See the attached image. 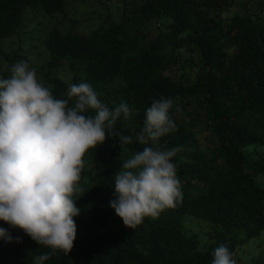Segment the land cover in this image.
Returning a JSON list of instances; mask_svg holds the SVG:
<instances>
[{"label":"trees","instance_id":"16d2710c","mask_svg":"<svg viewBox=\"0 0 264 264\" xmlns=\"http://www.w3.org/2000/svg\"><path fill=\"white\" fill-rule=\"evenodd\" d=\"M43 15L53 28L38 74L56 97L88 82L110 109L126 102L131 116L116 125L125 135L142 128L154 99L174 100L176 130L160 144L181 149L173 162L183 193L126 227L110 206L113 175L142 146L123 153L107 139L84 157L73 250L46 264H211L222 244L237 264H264V0H0V41ZM0 228L11 238H0V264L50 251Z\"/></svg>","mask_w":264,"mask_h":264},{"label":"clouds","instance_id":"9594fccd","mask_svg":"<svg viewBox=\"0 0 264 264\" xmlns=\"http://www.w3.org/2000/svg\"><path fill=\"white\" fill-rule=\"evenodd\" d=\"M10 71L8 78L0 76V221L50 249L32 257L33 264H46L54 253L73 250L84 157L107 139H119L123 153L133 143L142 146L127 158L122 154V168L113 175L115 199L110 206L126 227L157 218L183 199L173 162L181 149L160 144L176 130L172 98L154 99L142 128L125 135L116 125L131 116L126 102L110 109L88 82L70 84L58 98L24 60ZM0 238L11 239L3 228ZM212 256L211 264H237L223 244Z\"/></svg>","mask_w":264,"mask_h":264},{"label":"rangeland","instance_id":"374dc122","mask_svg":"<svg viewBox=\"0 0 264 264\" xmlns=\"http://www.w3.org/2000/svg\"><path fill=\"white\" fill-rule=\"evenodd\" d=\"M73 13L79 17L84 14V10L80 11L75 6ZM32 26V29L24 31L20 28L12 36L0 41V76L3 77L6 70H11V66L16 62L24 60L36 69L37 76L40 77L38 70L49 58L48 50L43 41L46 37L44 33L53 28V16H39L32 23ZM63 79L65 78L63 77Z\"/></svg>","mask_w":264,"mask_h":264}]
</instances>
